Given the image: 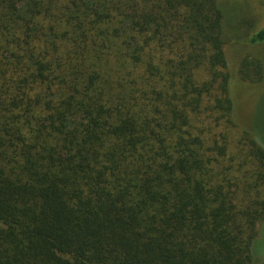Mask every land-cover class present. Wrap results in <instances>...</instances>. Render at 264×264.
Instances as JSON below:
<instances>
[{"label": "trees", "instance_id": "obj_1", "mask_svg": "<svg viewBox=\"0 0 264 264\" xmlns=\"http://www.w3.org/2000/svg\"><path fill=\"white\" fill-rule=\"evenodd\" d=\"M221 2L0 0V264L260 260L264 145Z\"/></svg>", "mask_w": 264, "mask_h": 264}, {"label": "rangeland", "instance_id": "obj_2", "mask_svg": "<svg viewBox=\"0 0 264 264\" xmlns=\"http://www.w3.org/2000/svg\"><path fill=\"white\" fill-rule=\"evenodd\" d=\"M227 4L231 7L225 9ZM221 5L222 11L228 17L227 22L225 18L223 22L224 30L229 35L224 50L231 73L230 94L234 102L235 121L239 128L252 132L264 145V42L259 45L246 42L248 36L263 24L264 0H222ZM246 56L250 58L249 61L261 65L263 78L260 82L253 83L240 78L239 64ZM251 76L256 78L258 75ZM239 158L243 160L244 156L240 154ZM238 164L243 167L242 163ZM252 251L261 260L255 263L264 264V224Z\"/></svg>", "mask_w": 264, "mask_h": 264}]
</instances>
